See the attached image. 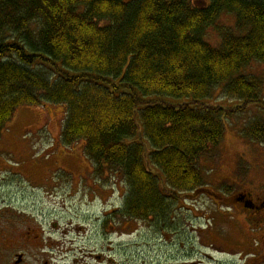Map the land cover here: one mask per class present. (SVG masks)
<instances>
[{
	"label": "trees",
	"instance_id": "16d2710c",
	"mask_svg": "<svg viewBox=\"0 0 264 264\" xmlns=\"http://www.w3.org/2000/svg\"><path fill=\"white\" fill-rule=\"evenodd\" d=\"M223 11L238 33L222 31L215 48L204 37ZM252 60L264 63V0H0V130L21 106L63 104L61 142L83 140L94 172L191 190L225 117L264 112L261 78L236 76ZM224 82L242 105L204 103ZM242 135L264 145V119Z\"/></svg>",
	"mask_w": 264,
	"mask_h": 264
},
{
	"label": "flooded vegetation",
	"instance_id": "af4514ba",
	"mask_svg": "<svg viewBox=\"0 0 264 264\" xmlns=\"http://www.w3.org/2000/svg\"><path fill=\"white\" fill-rule=\"evenodd\" d=\"M163 184L137 189L121 172L71 178L58 207L48 199L50 212L19 218L14 234L0 229V264H264V172H202L176 192Z\"/></svg>",
	"mask_w": 264,
	"mask_h": 264
},
{
	"label": "rangeland",
	"instance_id": "374dc122",
	"mask_svg": "<svg viewBox=\"0 0 264 264\" xmlns=\"http://www.w3.org/2000/svg\"><path fill=\"white\" fill-rule=\"evenodd\" d=\"M206 1L193 0L197 6H203ZM225 30L238 33L232 12L223 11L217 23L207 27L204 40L215 48L219 47L221 32ZM237 75L261 78L264 94L263 62L252 60ZM225 84L227 82L219 84L211 98L204 100V103L225 109L242 105L237 99L221 95ZM168 99L171 103L176 102ZM65 112L66 106L63 104L21 106L12 120L0 130V229L3 236L14 234L19 225L15 222L19 218H28L40 210L50 212L54 204L49 203L48 199L52 198L58 207L61 199L65 198L59 194L65 192L71 178H82L94 172L84 155L83 140L71 146L61 142ZM253 118L264 119L261 104H246L240 112L225 117V130L218 146L209 157L199 160L202 172H264V145L242 135L243 127ZM111 172L106 170L102 173ZM55 187L59 190L57 196L56 189L53 191ZM43 189L49 194L42 193Z\"/></svg>",
	"mask_w": 264,
	"mask_h": 264
}]
</instances>
